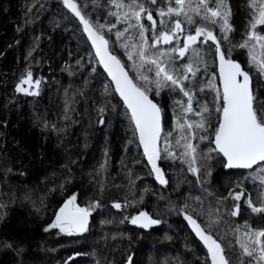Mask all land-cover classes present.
Returning a JSON list of instances; mask_svg holds the SVG:
<instances>
[{
  "label": "trees",
  "instance_id": "trees-1",
  "mask_svg": "<svg viewBox=\"0 0 264 264\" xmlns=\"http://www.w3.org/2000/svg\"><path fill=\"white\" fill-rule=\"evenodd\" d=\"M74 2L90 20L115 25L110 34L104 30L110 41L116 39L117 30L126 27L109 15L118 11L110 0H95V4L93 0ZM209 3L214 5L215 0ZM227 3L233 29L228 35L233 44H239L248 31L250 0ZM157 5L163 6V0H157ZM157 5L149 6L154 10ZM154 19L159 23L155 11ZM142 22L150 24L146 16ZM258 30L264 35V26H258ZM213 31L220 36L218 27ZM221 43L222 50H227L229 45ZM114 54L127 60L121 47H115ZM231 58L250 72L257 103L264 102V78L249 67L247 49L233 48ZM209 63L210 75L211 58ZM93 68L99 75L92 72ZM26 70L32 72L33 80H41L38 95L15 91ZM85 79L89 81L87 86ZM106 82L107 75L82 25L63 0H0V204L4 205L0 208V264H63L69 256H73L69 264H126L130 254H134V264H204L206 250L183 216L170 207L185 201L189 205L186 211L202 226L209 206L219 207V213L214 215L220 219L211 234L221 243L226 258L230 264H248L250 260L255 264V253L248 257L236 242L237 236L242 242L248 240L244 234L246 220L253 228H264V214L252 213L244 204L251 198L258 206L264 199V187L259 181L245 179L252 170H226L218 158L209 162L212 172L206 178L205 168L201 167L198 183L197 175L189 172L188 165L180 159H161L157 163L167 180L166 185H161L138 146V138H134L133 126L122 115V107L113 111L108 105L105 124L97 122L96 107L104 100L101 93ZM25 86L28 87L22 85ZM181 97L178 91L172 94L164 90L156 100L162 107L163 132L173 133V144L180 132L173 119L174 101ZM197 98L212 100L206 92ZM186 99L183 98L185 105ZM118 100L116 97L112 103ZM175 111L180 109L176 107ZM187 116L197 119L193 113ZM193 143L207 147V141L193 139ZM181 151L175 148L176 154ZM237 183L243 187L244 195L239 202L241 210L233 217L229 190L240 191ZM73 193L82 206L91 200L100 201L101 207L90 214L88 232L73 236L58 234V229L45 232L55 211ZM221 197L227 199L217 204ZM125 201L129 206L119 210L112 207L113 202L123 205ZM140 210L161 223L143 229L124 219ZM5 242L11 247H6Z\"/></svg>",
  "mask_w": 264,
  "mask_h": 264
},
{
  "label": "snow or ice",
  "instance_id": "snow-or-ice-1",
  "mask_svg": "<svg viewBox=\"0 0 264 264\" xmlns=\"http://www.w3.org/2000/svg\"><path fill=\"white\" fill-rule=\"evenodd\" d=\"M93 2L95 4V0ZM110 3L118 11L109 12V15L115 16L117 23L126 25L123 30L115 32L114 41H110L104 34L105 29L110 34L115 28L114 24L92 21L87 18V14L82 13L74 0H63L64 6L79 19L83 33L95 50L98 64L107 74V82L101 93L104 100L96 107L97 122L105 124L104 113L108 110V105H111L113 111L122 107V115L133 126L134 138H138V146L142 148L143 156L151 165V172L161 185L167 184L157 163L161 159H180L188 165V171L193 175H197L203 167L206 178L212 172L209 162L219 158L225 169L252 170L248 171L245 179L258 180L260 186L264 187V102L257 103L250 72L231 58L233 48H246L249 67L264 78V35L258 30V26H264V0H250L252 12L247 25L248 31L244 41L239 44H233L228 35L233 29L229 22L231 9L227 0H215L214 5L209 0H163V6L157 5V0H110ZM149 5L157 7L153 10ZM154 11L160 17L159 23L154 19ZM145 16L150 24L142 22ZM216 27L219 28V37L213 31ZM221 40L229 45L227 50H222ZM115 47L123 48L126 61L122 56L114 54ZM209 58L212 65L210 75ZM76 64L80 65V61L77 60ZM68 71L71 74V68ZM92 72L99 75L96 68ZM88 83V79H85V86ZM40 84L41 80H33L32 72L26 70V74L15 85V91L38 95ZM164 90L182 94L181 100L174 101L173 119L176 128L180 130L175 137V144L170 139L173 133H164L162 130V107L156 102ZM205 92L211 94V102L197 98ZM152 93L155 95H150ZM116 97L119 100L112 103ZM183 98H187L186 105ZM176 107L180 109L178 113L175 111ZM188 113H193L197 119L189 118ZM53 131H56L54 125ZM193 139L198 142L207 141V147L202 148L200 143L194 144ZM177 147L183 151L176 154ZM197 182H200L198 175ZM60 187L62 189L63 185ZM236 187L240 191L229 190V196L233 198L230 212L233 217L238 216L241 210L239 202L244 195V189L239 183ZM102 188L103 186L101 190ZM226 199L227 197H221L217 204ZM77 200L76 193L68 196L55 211L54 219L46 225L44 231L58 229V234L68 236L88 232L90 214L95 208L101 207L100 201L91 200L89 204L82 206ZM196 200L199 202L200 198L197 197ZM244 204L252 213L264 214V199L258 206L251 198L245 199ZM127 206V201L123 205L119 202L112 203V207L118 210ZM3 207L0 204V208ZM170 207L183 216L203 242L207 250L204 264H209V261L210 264H230L221 243L211 234L212 227L220 219L218 215H214L219 213V207L213 209L209 206L204 226L186 211L189 208L186 201L179 206L171 204ZM200 214H204L202 202ZM124 219L143 229L161 223V220L153 218L144 210ZM244 227L247 229L244 233L248 238L247 242H242L239 236L236 242L248 257H253L255 253V264H264V228H253L247 220ZM235 231L238 232L239 228ZM5 246L11 247L7 242ZM71 260L73 256H69L63 264H69ZM126 264H134V254L128 255ZM248 264H252V261H248Z\"/></svg>",
  "mask_w": 264,
  "mask_h": 264
},
{
  "label": "water",
  "instance_id": "water-1",
  "mask_svg": "<svg viewBox=\"0 0 264 264\" xmlns=\"http://www.w3.org/2000/svg\"><path fill=\"white\" fill-rule=\"evenodd\" d=\"M77 18V17H76ZM78 19V18H77ZM79 20V19H78ZM82 29H83V26H82ZM85 34V33H84ZM86 35V34H85ZM89 43H90V45H91V42L89 41ZM93 49V48H92ZM93 52H94V54H95V50L93 49ZM242 66V65H241ZM101 67V66H100ZM243 68V67H242ZM101 69H102V67H101ZM103 70V69H102ZM106 74V73H105ZM107 75V74H106ZM252 89H253V83H252ZM161 124H162V130H163V123H162V119H161ZM226 170H241V169H226ZM184 219V218H183ZM185 222H186V224L188 225V223H187V221L186 220H184ZM197 222H198V220H197ZM199 223V222H198ZM89 225H90V217H89ZM188 227H189V229H190V231L193 233V235L197 238V240L201 243V245L204 247V245H203V242L202 241H200L199 240V238L195 235V233L192 231V229H191V227H190V225H188ZM214 238V237H213ZM215 239V238H214ZM220 243V242H219ZM204 249L206 250V248L204 247ZM206 252H207V250H206ZM210 262V261H209Z\"/></svg>",
  "mask_w": 264,
  "mask_h": 264
},
{
  "label": "rangeland",
  "instance_id": "rangeland-1",
  "mask_svg": "<svg viewBox=\"0 0 264 264\" xmlns=\"http://www.w3.org/2000/svg\"><path fill=\"white\" fill-rule=\"evenodd\" d=\"M26 87V86H25Z\"/></svg>",
  "mask_w": 264,
  "mask_h": 264
}]
</instances>
